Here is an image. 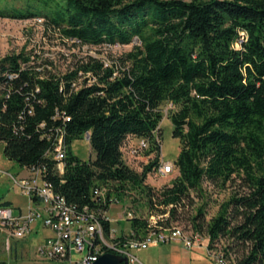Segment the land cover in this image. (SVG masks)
I'll list each match as a JSON object with an SVG mask.
<instances>
[{"label":"trees","instance_id":"1","mask_svg":"<svg viewBox=\"0 0 264 264\" xmlns=\"http://www.w3.org/2000/svg\"><path fill=\"white\" fill-rule=\"evenodd\" d=\"M0 18L41 20L78 49L140 43L110 63L78 57L66 73L25 52L0 60L8 161L40 169L78 213H95L107 237L112 197L132 203L131 232L145 238L172 227L205 183L226 188L239 180L241 190L210 221L206 207L198 209L192 229L235 264H264V0H0ZM164 104L175 107L169 118L182 148L178 176L157 189L146 180L158 161L137 173L124 146L135 137L159 152ZM60 138L63 173L54 153ZM77 141H87L95 159L79 158ZM97 190H106L104 200Z\"/></svg>","mask_w":264,"mask_h":264},{"label":"rangeland","instance_id":"2","mask_svg":"<svg viewBox=\"0 0 264 264\" xmlns=\"http://www.w3.org/2000/svg\"><path fill=\"white\" fill-rule=\"evenodd\" d=\"M140 43L136 40L127 46H114L111 48L84 47L78 49L71 42H65L58 35H53L46 31L42 21L37 19L17 20L0 18V60L3 58L25 52L34 57H39L40 62L49 60L53 62L59 72L66 73L73 66L78 57L84 55L98 56L106 62H112L119 59L125 54L133 50ZM175 107L172 104H164L162 106L163 119L157 132V139L160 145L159 152H151L149 149L138 154L132 153L133 149L140 146L142 139L128 137L124 146V158L127 163L137 173H143L147 166L155 161L158 165L153 167L149 172L146 184L153 188L161 189L178 176V170L165 178L157 175V167L161 163H174L181 151L182 145L179 139L173 136V125L169 118V113ZM74 153L82 160L95 159V153L91 150L87 141H77L73 146ZM0 169L7 171L13 176H18L21 168L14 162L8 161L3 156V145L0 143ZM240 181L228 184L226 188L216 187L210 183H205L202 192H192L191 198L186 200L184 210L180 212L176 220L171 221V226H179L186 231L192 229V218L196 216L197 211L201 207H206V220L210 221L215 217L220 208L239 188ZM0 196L6 199H15L19 205L26 201L21 196L18 188L13 185L12 180L2 175L0 177ZM132 203L126 199L121 204L112 206L109 217L113 220L120 219L119 223L113 222L112 227L118 231L123 230L128 233L130 231L129 219L125 215V206H131ZM15 212H18L15 210ZM138 212V211H136ZM140 214L139 212L137 213ZM41 234H32L25 240L12 241L10 249L7 250L6 245L0 242V262L7 264H69L68 262L59 263L45 260L38 253L37 247L40 244ZM139 259V262L133 264H215L212 260L207 259L203 251L190 253L177 246L157 245L151 246L148 250H137L133 252ZM193 255L198 258L193 260ZM82 255L73 254V260H78ZM192 259V260H191Z\"/></svg>","mask_w":264,"mask_h":264},{"label":"built area","instance_id":"3","mask_svg":"<svg viewBox=\"0 0 264 264\" xmlns=\"http://www.w3.org/2000/svg\"><path fill=\"white\" fill-rule=\"evenodd\" d=\"M150 146L149 141L142 139L140 146L133 149L132 153L138 154L149 149ZM54 153L55 159L59 162L57 169L63 173L66 152L62 138L58 140ZM175 169L174 163H161L157 167V175L165 178L173 174ZM2 175L9 177L19 192L29 200L26 212H15L11 206H0V242L6 245L7 250L11 248L12 241L27 239L41 226L50 230L53 235L46 237L38 245L37 250L41 257L52 262L93 264L105 254H114L127 258L129 264H133L139 262L134 251L148 250L151 246L157 245L179 244L187 250L204 249L215 264H235L226 258L221 248H210L211 239L208 234L193 229L186 231L179 226L169 228L158 226L157 229H151L145 238L135 237L131 229L126 233L111 227L107 237L103 224L95 213L88 208L78 213L65 198L55 193L52 186L43 179L40 169L21 170L18 176L0 169V177ZM95 195L104 200L106 190H97ZM121 203L122 201L116 197L110 199L111 208ZM124 209L126 218L133 219L135 216L133 205L125 206ZM103 218L111 225L122 220V217L117 220L111 219L109 213H105ZM151 225L157 227L158 222L155 217L151 218ZM73 254L82 257L73 260Z\"/></svg>","mask_w":264,"mask_h":264},{"label":"crops","instance_id":"4","mask_svg":"<svg viewBox=\"0 0 264 264\" xmlns=\"http://www.w3.org/2000/svg\"><path fill=\"white\" fill-rule=\"evenodd\" d=\"M21 194V193H20ZM21 196L25 199V203L24 204H22V205H19L18 204V202L15 200V199H6L5 198V196H2L3 197V201H8V202H10L11 203V207L12 208H14V210H17L18 212H20V211H23V212H26L27 211V209H28V207H29V200L27 199V197L26 196H24V195H22L21 194ZM34 234H41L42 235V238L40 239V243L46 238V237H49V236H52L53 235V233L50 231V230H48V229H44V228H42L41 226H39L38 228H37V231L34 233ZM165 246H177V247H179V248H181V249H183V250H186V251H188V252H190V253H195V252H198V251H203L204 252V255L207 257V259H209V260H211L210 259V257L207 255V252L204 250V249H194V250H187V249H185V248H183L181 245H179V244H164ZM193 257V260L194 259H196V258H198L197 256H195V255H193L192 256ZM192 260V259H191ZM60 263H64V262H60Z\"/></svg>","mask_w":264,"mask_h":264},{"label":"water","instance_id":"5","mask_svg":"<svg viewBox=\"0 0 264 264\" xmlns=\"http://www.w3.org/2000/svg\"><path fill=\"white\" fill-rule=\"evenodd\" d=\"M93 264H129V261L127 258L119 257L114 254H105Z\"/></svg>","mask_w":264,"mask_h":264}]
</instances>
